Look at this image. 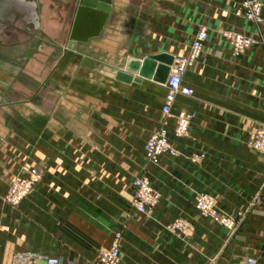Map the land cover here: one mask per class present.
<instances>
[{
  "label": "crops",
  "instance_id": "obj_1",
  "mask_svg": "<svg viewBox=\"0 0 264 264\" xmlns=\"http://www.w3.org/2000/svg\"><path fill=\"white\" fill-rule=\"evenodd\" d=\"M241 1L114 0L100 35L70 45L78 0H0V264L23 249L98 264L118 232V264H264V204L254 201L264 156L246 143L264 122V8L257 25L236 14ZM202 26L209 36L182 81L194 93L172 107L194 112L189 132L176 136L171 116L179 153L152 162L144 143L161 125L167 86L116 72L131 55H187ZM224 28L260 42L235 55ZM34 166L44 175L33 191L5 202L10 181ZM140 175L160 192L146 213L132 203ZM200 191L240 218L235 230L199 214ZM179 216L191 235L168 228Z\"/></svg>",
  "mask_w": 264,
  "mask_h": 264
},
{
  "label": "built area",
  "instance_id": "obj_2",
  "mask_svg": "<svg viewBox=\"0 0 264 264\" xmlns=\"http://www.w3.org/2000/svg\"><path fill=\"white\" fill-rule=\"evenodd\" d=\"M264 2L262 0H242L236 8L237 15L243 16L253 23L259 25L263 21ZM221 34L232 44L235 55L246 52L253 44L260 40L251 34L231 28H224ZM209 36L207 26H202L196 32L192 41L190 52L187 55H177L171 64V69L167 82V92L161 106L163 119L161 125L153 130L146 138L144 151L149 160L158 162L163 153L177 155L179 149L171 141L168 129V122L171 116L175 117L174 134L182 137L188 134L194 112L187 109H181L174 114L172 107L178 94L192 95L194 88L183 84V76L187 68L193 65L200 56L204 42ZM246 143L264 156V122L259 123L254 129L250 130ZM205 153H193L192 160L202 159ZM44 175V169L39 166L29 168L25 173L17 174L11 181L6 194L3 196L5 202L12 206H18L41 181ZM135 190L132 200L133 205L140 212H148L160 200V192L153 186L149 177L145 175L136 176L133 179ZM255 202L264 204V182L260 190L255 195ZM195 208L199 214L210 217L220 224L235 230L239 224L238 217L224 210L219 199L209 191H200L195 195ZM240 214L242 212H239ZM168 228L184 235H191L195 230V225L188 218L179 216L171 223ZM121 233L115 234L110 246L100 250L98 264H118L121 258L120 250ZM1 251V242H0ZM45 260L46 264H61L62 258L58 255L44 254L43 252L32 249L17 250L11 259L10 264H39ZM236 264H260L256 256H248Z\"/></svg>",
  "mask_w": 264,
  "mask_h": 264
},
{
  "label": "water",
  "instance_id": "obj_3",
  "mask_svg": "<svg viewBox=\"0 0 264 264\" xmlns=\"http://www.w3.org/2000/svg\"><path fill=\"white\" fill-rule=\"evenodd\" d=\"M113 2L114 0H78L70 45L100 35L114 9ZM174 58L175 55L169 52L151 54L143 58L131 55L125 61L124 70L116 72V77L126 82H140L141 76H144L166 83ZM39 264H46V261L42 260Z\"/></svg>",
  "mask_w": 264,
  "mask_h": 264
}]
</instances>
